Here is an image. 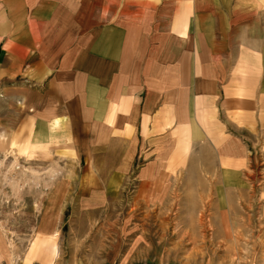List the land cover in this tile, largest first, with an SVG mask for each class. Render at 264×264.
<instances>
[{"label": "rangeland", "instance_id": "374dc122", "mask_svg": "<svg viewBox=\"0 0 264 264\" xmlns=\"http://www.w3.org/2000/svg\"><path fill=\"white\" fill-rule=\"evenodd\" d=\"M149 1L158 9L144 12L141 60L151 71L155 55L160 82L187 85L203 56L185 33L192 11L184 0ZM247 14L198 65L217 93L200 102L202 138L178 142L173 152L186 155L155 180L140 177L149 155L129 122L36 141L41 124L13 127L20 116L0 105V264H264V18ZM166 118L155 116L159 160Z\"/></svg>", "mask_w": 264, "mask_h": 264}, {"label": "crops", "instance_id": "0c3cea01", "mask_svg": "<svg viewBox=\"0 0 264 264\" xmlns=\"http://www.w3.org/2000/svg\"><path fill=\"white\" fill-rule=\"evenodd\" d=\"M183 3L192 11L185 23L188 42L197 43L203 56L199 52L201 61L191 64L189 83L177 87L171 79L160 82L155 77V55H151V71V59L146 63L141 60L147 26L144 12H155L158 7L154 2L0 0V105L12 107L20 116L18 122L17 118L9 119V124H41L33 138L42 141L44 137L52 140V133L59 139L77 138L76 124H81L79 132L85 133L79 137L88 138L89 123L106 127L111 122H129L142 136L141 147L145 149L141 154L149 155L141 178L155 180L176 166L186 155L180 151L179 157L178 150L173 152L178 142L191 148L188 139L191 144L193 138L203 136L201 100L210 103L217 95L213 81H201L207 71L198 73V65L207 66L208 58L214 59L213 53L218 54L221 44L229 42L233 16L245 11L246 18H264V0ZM247 32L254 34L251 28ZM193 76L199 77L192 86ZM160 112L167 115L161 124L169 123L161 129L168 150L159 160L155 156V138H160L155 137V116ZM7 132L11 141L14 135L10 132L14 131L8 127ZM35 148L27 144L24 149Z\"/></svg>", "mask_w": 264, "mask_h": 264}]
</instances>
